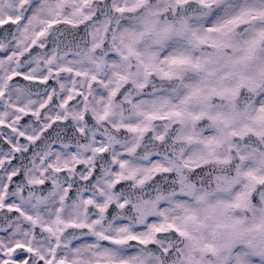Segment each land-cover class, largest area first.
Returning a JSON list of instances; mask_svg holds the SVG:
<instances>
[{"label": "snow or ice", "instance_id": "obj_1", "mask_svg": "<svg viewBox=\"0 0 264 264\" xmlns=\"http://www.w3.org/2000/svg\"><path fill=\"white\" fill-rule=\"evenodd\" d=\"M0 264H264V0H0Z\"/></svg>", "mask_w": 264, "mask_h": 264}]
</instances>
